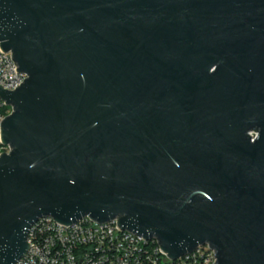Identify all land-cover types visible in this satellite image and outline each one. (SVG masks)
I'll return each instance as SVG.
<instances>
[{"label": "water", "instance_id": "95a60500", "mask_svg": "<svg viewBox=\"0 0 264 264\" xmlns=\"http://www.w3.org/2000/svg\"><path fill=\"white\" fill-rule=\"evenodd\" d=\"M0 43V264L48 216L264 264V0H0Z\"/></svg>", "mask_w": 264, "mask_h": 264}, {"label": "built area", "instance_id": "2783aa9c", "mask_svg": "<svg viewBox=\"0 0 264 264\" xmlns=\"http://www.w3.org/2000/svg\"><path fill=\"white\" fill-rule=\"evenodd\" d=\"M16 65L12 52L4 51L0 43V87L12 90L27 78ZM11 112L12 107L0 99V155L10 151L2 141L1 124ZM28 244L15 264H217L209 244L173 259L156 238L124 230L116 219L103 223L89 216L69 225L41 217L29 230Z\"/></svg>", "mask_w": 264, "mask_h": 264}]
</instances>
